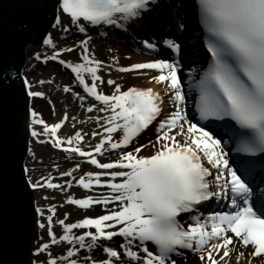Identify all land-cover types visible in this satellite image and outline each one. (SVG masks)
<instances>
[{"label":"snow or ice","instance_id":"obj_1","mask_svg":"<svg viewBox=\"0 0 264 264\" xmlns=\"http://www.w3.org/2000/svg\"><path fill=\"white\" fill-rule=\"evenodd\" d=\"M160 6L168 12L175 30L184 33L188 26L181 11L182 0H57L59 16L54 25L70 36L75 26L82 38L78 44L57 50L53 37L47 36L43 43L53 52L44 56L43 62L56 61L70 72L83 94L69 85L63 91L71 93L81 106L87 100L88 113L97 111L105 115L95 117L101 131L91 133L99 140L90 151L83 148L86 133L58 135L69 119L67 113L50 125L30 110L29 131L41 144H50L70 157L86 158L97 171L77 179L73 175L80 168L77 164L60 172L61 177H72L64 184L43 177L40 181L29 178L27 185L33 191L65 192L74 180L88 192L107 188V194L68 196L65 201L85 212L93 210L94 205H102L107 214L67 222L70 214L65 213L63 219L54 221L56 206H50L47 223L38 225L47 230L50 242L39 245L33 253L36 257L48 255L32 264H179L184 250L197 254L200 264H231L233 254L236 264H254L257 260L264 264V188L260 187L264 185V0H192L197 26L203 30L202 47L206 50L196 52L193 47L192 63L198 64L203 57L207 65L187 74L189 91L195 89L198 93L197 122L186 111L178 59L182 43L176 38L159 41L168 51L166 57L116 68L120 73L147 76L149 83L163 88V94L152 87L122 90L112 79L107 80L114 88L111 95L99 91L104 83L99 73L111 65H105L90 49L91 36L86 27L123 28L127 22ZM66 18L68 27H64ZM143 47L159 57L156 42L145 40ZM77 49L78 62L62 58ZM35 59L42 57L37 54ZM113 63L118 65L119 61L114 58ZM150 71L157 74L149 75ZM7 75L5 72V78ZM22 89L29 98L45 97L43 91L33 90L26 77ZM166 103L172 105L167 115ZM229 121L234 126L209 124ZM36 125H41L42 131H37ZM151 127L155 128V139L134 145L136 138ZM216 127H223L235 140L234 160L230 161L225 149L228 142ZM145 148L150 155L142 154ZM106 153L118 155L114 161L103 162L101 158ZM28 171L25 166V174ZM213 200L228 201L226 206L231 211H213L206 217L194 214L197 206ZM109 205L115 207L109 209ZM36 212L42 218L45 215L39 207ZM182 214H192L187 226L180 222ZM54 223L62 228L59 236ZM75 230H83V234ZM114 238H123L124 242L113 247ZM105 242L112 244L103 246ZM53 245L67 248L57 256ZM238 248L241 250L237 251ZM100 251L104 255L96 259L95 253Z\"/></svg>","mask_w":264,"mask_h":264},{"label":"bare ground","instance_id":"obj_2","mask_svg":"<svg viewBox=\"0 0 264 264\" xmlns=\"http://www.w3.org/2000/svg\"><path fill=\"white\" fill-rule=\"evenodd\" d=\"M191 7H192L191 1L182 0L181 11L185 14V20H187V23L186 22L185 23L187 24L188 27H187V30L184 33H182L181 37L178 39V41L182 42V50H181V54L179 58H183V57L189 58V59L193 58L192 53H190L191 48L190 49L188 48V47H192V45L188 46L187 44L188 42L186 38L191 39L189 40V42L190 41L198 42L201 39L199 31L196 30V28L192 25L194 23L192 21H196V20L193 19L194 14L192 13ZM58 16H59V12H58L57 17ZM138 19L139 18H135L127 22L125 26L123 27V30L125 28L128 29V26H130L131 28L132 27L138 28L139 27L138 25L141 24L139 23L140 20L137 21ZM152 22L154 23L153 28H156L157 26L159 31L162 29L163 24H160V23L156 24V19L155 20L153 19ZM161 23H162V20H161ZM166 23H167V29H169L168 25L170 26L171 24L169 21ZM68 26H69V19L66 18L64 19V27H68ZM115 29H116L115 27H109V26H99L96 28H93L92 26L86 27V31L88 35L91 36L89 47L95 53L96 57L100 59L101 61L103 59L100 58L98 56L99 55L98 52L92 48L93 44L98 36H106L108 33L114 32ZM184 34H186V36H184ZM49 35L53 37V41L57 46V50L78 44L80 39L82 38V35L78 32L75 26L72 27L71 36L65 33L62 29L57 28L55 25L53 29L51 30V32L49 33ZM166 37H167L166 34L161 35V40ZM151 40L155 41L154 38H152ZM143 42L144 41L140 39L138 40L137 43H143ZM110 44H113V43H110ZM114 44H115L114 52L117 54L112 55L111 57H110V54L108 55V58L110 59V62H111L109 65H111V67L102 68L100 73H104L108 75L109 79L115 80L121 86L123 85L122 80L137 81V85L135 87H141V88L152 87V88H155L157 92H161V94H163V88L161 86L154 85L153 83H149L147 76L138 75L137 73H120L116 70L118 66L126 67L133 63L146 62L154 58H149L145 54L138 53L136 51L138 50L136 49L138 47H131L133 49V52L125 48L123 50V53H121L122 49L120 47V42H117ZM52 52H53V49L45 46L43 42L37 48L34 47L33 45H28L24 52L25 67L23 69V72L30 71L32 68H34V66H36L38 62L43 61L44 56L51 55ZM134 52H137V53H134ZM37 54H40L42 57V59L39 61L35 59V56ZM78 56H79V49H77V51L70 56L69 54H64L62 58L73 61V62H78ZM114 58L119 61L118 65L113 63ZM196 67L197 66H188V67L183 66L181 67V72H180L183 91L186 94V101H187L186 111H187L189 118L193 122H195V120H194L192 113L190 112L191 107H189V104L191 102L192 90L189 91L190 84L188 83L189 76L187 74L193 68H196ZM143 71H148V70H143ZM155 74L157 73H155L154 71L149 72V75H155ZM43 79L45 81H52L53 83H45L44 85H40L38 83L40 79H37L35 81L30 80V82L33 85V88L42 89L45 86H47V88L48 87L50 88L51 84H53L54 88L56 89V93H57V96L55 97H57L58 100L62 99L64 101L68 98V100L71 101V104H69V106H60L57 110L54 109L53 111L54 114H52V116L50 117V120H52V122L51 123L50 122L48 123V121L46 122L50 125L53 123H56L61 119L64 113H67L69 119L67 120L65 125L62 127V129L58 131V135L61 137H66V136L74 134L75 131H81L82 133H86L87 135L85 136V139L83 141V148L86 151H90L91 147L94 146V144L97 143L99 140L98 137L93 138L91 133L93 131H101V129H99L97 124L95 123V117L98 115L104 116L105 113L97 112V111L88 113L86 111V108L88 107L87 100L85 101L83 106H81V102L79 100H76V101L72 100L75 98L71 95V93H65L63 91L65 84L62 81L60 82L50 77H43ZM73 84H74L73 87L76 86L75 83ZM52 93L51 95H53ZM98 107H102V106H98ZM164 108H165V115H167V113L170 110H172L171 103H166L164 105ZM72 117H75L76 119L73 120L71 119ZM29 121H31V116L29 117ZM29 125H30V122L28 123L27 134H26L27 151H26V155L23 161V169L25 166H27V168L29 169L27 174H25L24 172L26 181H28L29 178H31L33 181H40L43 177H51L53 178L54 183L64 184L66 180H72V177H61L60 176V172L68 171L76 167V166L71 167V166L64 165L65 164L64 162H70L71 157L69 156V154L63 152L60 149H58L60 152L57 151L56 149L52 148L50 144H41L38 141H36L30 135ZM35 128L37 131H42V129L39 128V125H36ZM154 139H155V128L151 127L141 136L136 138V140L133 143L134 145L147 144L149 140H154ZM32 153H34L35 155L33 156ZM142 154L145 156H148L151 154V152L148 148H145L142 150ZM112 156L114 155L113 154L108 155L106 153L105 156L102 157L101 159L103 162L114 161L111 159ZM79 165H80V168L73 173V175L77 179H79L80 176L84 175L85 173L89 171H97L94 168V166L87 163L86 159L81 161ZM261 188H264V186H261ZM107 193H108L107 188H103V189L94 188L91 192H88L78 187L74 180L72 181V187L67 188L65 192H62L60 190H50V189H39L38 191L33 192L32 195H33L35 221L33 224L32 231H31V237H30L29 247L27 251V263L32 264L33 261H41L48 255L47 253H45L40 257H36L33 255V253L35 252L36 248L39 245L46 243V242H50V238L48 237L47 230L41 229L38 226L39 223H47L46 217L49 214L47 212V209L50 206H53V205L56 206V209H55L56 216L53 218L54 221H56L57 219H63L65 213L70 214V218L67 222H78L79 220H82L86 217L96 218L100 215L107 214V209H105L104 206L94 205L93 210H89L85 212L83 210H78L74 205L66 204L65 201L68 196H72L74 198H85L88 195L98 196V195L107 194ZM44 197H47V199H45ZM227 204H228V201L226 205ZM226 205L223 207L224 210L229 209ZM37 207L41 208L44 211L45 215L43 218L36 212ZM114 207L115 205L108 206L109 209L114 208ZM210 212H213V211H210ZM208 213L209 212H206L204 217H206ZM190 217L191 216L185 217L186 226H187V222L190 220ZM53 227H54V231L57 234V236L62 234V228L58 223H54ZM75 231H77L78 234H83V230H75ZM114 239H115V244H112V242H105L103 246H108L112 244L113 247H116L119 244L124 242L123 238H114ZM66 248H67V245H53L52 251L55 253V255L59 256L61 254H64L61 250L63 249L66 251ZM134 250H136L135 247H134ZM239 250L241 249L238 248L237 251ZM84 251H85V254H89L86 252V250ZM103 255L104 254L102 253V251L96 252L95 258L100 259L103 257ZM124 259L127 260L126 257H124ZM178 259H179V264H200L198 255L193 252L189 254L185 253L183 257H179ZM231 264H236L235 254H233L232 256ZM254 264H260L259 260L255 261Z\"/></svg>","mask_w":264,"mask_h":264},{"label":"water","instance_id":"obj_3","mask_svg":"<svg viewBox=\"0 0 264 264\" xmlns=\"http://www.w3.org/2000/svg\"><path fill=\"white\" fill-rule=\"evenodd\" d=\"M56 3L0 0V264H28L35 216L23 169L29 102L21 72L26 47L37 48L51 32Z\"/></svg>","mask_w":264,"mask_h":264},{"label":"rangeland","instance_id":"obj_4","mask_svg":"<svg viewBox=\"0 0 264 264\" xmlns=\"http://www.w3.org/2000/svg\"><path fill=\"white\" fill-rule=\"evenodd\" d=\"M152 19L153 18L151 17L149 22H150L151 27L153 28L154 23L152 22ZM163 20H165L164 17H163ZM142 24L139 25L138 30L136 29V31L131 32L126 37L123 36V38L121 39H119L118 37V35L121 34L118 31L113 32L112 34L108 33L106 36H98L92 48L98 52L99 54L98 56L103 59L102 61L105 63V65H109L111 62H110V59L108 58V55L110 54V57H111L112 55L117 54L114 52V46H115L114 43L120 42V47L122 49L121 53H123V50L125 48L130 49L129 48L130 44L133 46H137V43L135 41L140 40V39H142L143 41L145 40L149 41L151 36L152 38L153 36L155 37V33L151 31V27L149 26V24L146 21H142ZM110 43H113V44H110ZM147 53L150 54V52H147ZM72 54L73 53L69 54V56ZM23 75L29 81L30 80L35 81L37 79L44 80L43 77H50V78L56 79L57 81H60V82L62 81L65 85H69L71 87H73L74 85L73 83L76 84L75 80L72 77H70L68 71L65 70L59 63L55 61H48L47 63L38 62L36 66H34V68H32L28 72H24ZM99 75H101L102 80L104 81V83L100 85L99 91H101L102 93L106 95H111L114 91V88L113 86H109L107 84V80L109 79V76L104 73H100ZM122 84H123L122 90H127L129 87L135 86L137 84V81L122 80ZM51 86L50 88L49 87L47 88V86H45L42 89L33 88V90L43 91L45 93V97L33 99L31 102V108L38 114V118H42L44 121H48V123L52 122V120H50V117L52 116L54 109L57 110L60 106H69V104H71V101L68 100V98L64 101L62 99L58 100V98L55 97L57 96L56 89L54 88L53 84H51ZM73 88L76 91L81 93L80 88H77L76 86H74ZM51 93L53 95H51ZM72 100L76 101L77 99H72ZM39 128L42 129V127H39ZM113 155L114 156H112L111 159L115 160L118 154L113 153ZM80 162H81L80 159L72 156L70 159V162H64L65 163L64 165L73 167L79 164ZM194 214L199 215L197 213H194Z\"/></svg>","mask_w":264,"mask_h":264}]
</instances>
